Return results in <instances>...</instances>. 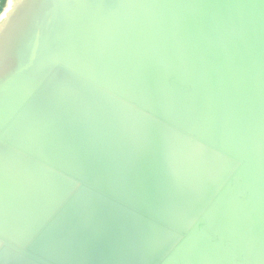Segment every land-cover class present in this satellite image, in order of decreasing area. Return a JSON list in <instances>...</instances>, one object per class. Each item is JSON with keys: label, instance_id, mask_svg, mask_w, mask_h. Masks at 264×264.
Here are the masks:
<instances>
[{"label": "water", "instance_id": "1", "mask_svg": "<svg viewBox=\"0 0 264 264\" xmlns=\"http://www.w3.org/2000/svg\"><path fill=\"white\" fill-rule=\"evenodd\" d=\"M5 3L0 264H264V0Z\"/></svg>", "mask_w": 264, "mask_h": 264}, {"label": "clouds", "instance_id": "2", "mask_svg": "<svg viewBox=\"0 0 264 264\" xmlns=\"http://www.w3.org/2000/svg\"><path fill=\"white\" fill-rule=\"evenodd\" d=\"M24 2H25V0H19V3L20 4H23ZM0 3H2L4 7H7V4L4 2V0H0ZM18 10H19V8L17 7L13 11V13H10L9 18H8V24H11L12 23V20L15 17V12L18 11Z\"/></svg>", "mask_w": 264, "mask_h": 264}, {"label": "snow or ice", "instance_id": "3", "mask_svg": "<svg viewBox=\"0 0 264 264\" xmlns=\"http://www.w3.org/2000/svg\"><path fill=\"white\" fill-rule=\"evenodd\" d=\"M15 3V0H9V10H11V6L12 4ZM6 15V14H5ZM3 17H0V19H2Z\"/></svg>", "mask_w": 264, "mask_h": 264}, {"label": "rangeland", "instance_id": "4", "mask_svg": "<svg viewBox=\"0 0 264 264\" xmlns=\"http://www.w3.org/2000/svg\"><path fill=\"white\" fill-rule=\"evenodd\" d=\"M4 2H6V0H4ZM3 8H4L3 4L0 3V13L2 12Z\"/></svg>", "mask_w": 264, "mask_h": 264}]
</instances>
